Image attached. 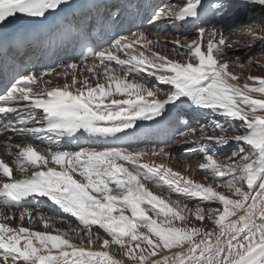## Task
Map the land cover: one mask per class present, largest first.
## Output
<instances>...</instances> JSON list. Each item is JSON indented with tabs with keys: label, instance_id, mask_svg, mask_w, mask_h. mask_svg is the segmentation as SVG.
I'll return each mask as SVG.
<instances>
[{
	"label": "snow or ice",
	"instance_id": "1",
	"mask_svg": "<svg viewBox=\"0 0 264 264\" xmlns=\"http://www.w3.org/2000/svg\"><path fill=\"white\" fill-rule=\"evenodd\" d=\"M143 21L175 29L171 52L184 59L155 51L160 41ZM126 23L138 30L122 34ZM66 36L96 62L71 55L61 72L25 66L22 51ZM260 61L264 0H0V143L15 165L0 158V264H264V74L242 80L233 71L264 73ZM53 77L64 83L53 86ZM185 104L229 122L199 129L198 141L232 149L204 155L198 167L212 183L141 162L170 156L163 147L108 142L134 135L138 121L163 126ZM41 137L57 147L18 142ZM63 138L101 146L63 150ZM45 202L53 214L38 207Z\"/></svg>",
	"mask_w": 264,
	"mask_h": 264
},
{
	"label": "bare ground",
	"instance_id": "2",
	"mask_svg": "<svg viewBox=\"0 0 264 264\" xmlns=\"http://www.w3.org/2000/svg\"><path fill=\"white\" fill-rule=\"evenodd\" d=\"M240 19L241 20H243L244 19V16H243V14H241V16H240ZM171 31L170 32H166L167 33V35H163V36H160V37H158V36H154V35H151V32H147L148 34H149V37L151 38V39H153V40H158V41H160V45H158V46H156L155 48H154V50L155 51H158V52H160L161 54H167V55H169L170 57H172V58H176V59H184L183 57H176L175 56V54L174 53H172L171 52V49H168L167 48V51H165V50H163L162 48H163V46L162 45H168V46H172V44H171V41H172V39L178 34L177 32H175V31H173L172 29H170ZM183 30H181V32H182ZM190 32H191V30H189ZM227 34H229V33H227ZM188 36H189V34H187ZM191 35H194V33L193 32H191V34H190V36ZM237 38V39H236ZM240 38H243L242 36H239V35H232V38H231V40H238V39H240ZM164 43V44H163ZM122 55V54H121ZM113 66H115L114 64H113ZM116 67H118V66H116ZM142 76H144V78L145 79H147L148 80V82L150 83V84H152V85H155V84H157V81H156V79L154 78V77H148L146 74H144V73H142L141 74ZM82 78H83V76H82ZM132 77H130V79H131ZM92 83L94 84L95 83V81H92ZM159 87H161V88H167V86H164V85H158ZM165 88V89H166ZM164 97L163 96H161V99H163ZM192 108H194L197 112H199L200 110V108H197L195 105H192ZM199 114H200V112H199ZM183 115V114H182ZM208 117H210V114H209V116ZM210 118H212V120H219L221 123H224V117H219V118H213V117H210ZM222 118H224V119H222ZM209 121H211V120H209ZM208 121V122H209ZM208 122H206L205 123V127H207V128H209L210 126V124L208 123ZM204 123V122H203ZM204 125V124H203ZM211 131V130H210ZM209 131V132H210ZM186 138L187 139H184V140H181V141H179V142H176L174 145H172L171 143V145L169 144V145H161V146H157V147H153V146H141L140 148H137V149H134V150H131V151H140V150H144V151H146V152H151V150L153 149V148H155L157 151L161 148V147H163L164 149H165V151L166 152H168V153H170V156H151L150 154L149 155H145L143 158H142V162L143 163H148V162H155V163H161V162H163V163H165L166 165H168L169 167H171L173 170H175V171H178V172H181L182 174H184L185 176H190L191 177V175L193 174V172H189L188 170H186V169H181L177 164H176V162L175 163H171L170 162V159H172L171 158V152H173V151H180L181 153H184V152H182V150L183 149H186V148H190L189 146H190V144H191V142L192 141H196V142H198V144H200V145H204V144H207V145H209L210 146V144H209V142H207V141H198V139H197V137L199 136V131H197V134H196V136H192L191 134H190V132H188V133H186ZM184 136V137H185ZM189 136V137H188ZM184 143V144H183ZM182 144H183V147H182ZM213 147H214V145H212ZM215 148H216V146H215ZM217 150H218V152H217V154L218 155H221V153H222V151L221 150H224V149H218V148H216ZM226 149H230V148H226ZM189 151V150H188ZM192 152V151H191ZM188 154V153H187ZM192 155V154H191ZM194 155V154H193ZM199 156H201L200 155V152H199ZM201 157H203V156H201ZM189 162V161H188ZM187 163V162H186ZM197 163V162H196ZM192 164V163H191ZM198 165H199V163H197ZM198 165H197V167H198ZM186 166H188V164H186ZM199 169V168H198ZM200 170V169H199ZM191 174V175H190ZM193 177V176H192ZM199 177V176H198ZM199 179V178H198ZM200 180V179H199ZM203 182V181H202ZM149 187H150V189L154 192V193H158L156 190H155V188L156 187H153V186H151V185H149ZM156 189H159V188H156ZM222 190V189H221ZM161 191H163V192H161L162 194H164V195H166V196H168L169 195V193H165L164 192V190H161ZM172 195H174V194H172ZM174 196H176V195H174ZM47 211H49V210H47ZM51 214H53L52 212H50L48 215H51ZM205 225L208 227V228H211L212 227V225L209 223V222H207V221H205ZM13 226H15V224L13 225ZM27 226V225H26ZM32 227H33V229L34 230H43V226L42 225H40V224H38V223H36V222H34L33 223V225H32ZM56 227H61V228H63V227H66V224H60L59 222H57L56 223ZM113 250L115 251V246H114V248H113Z\"/></svg>",
	"mask_w": 264,
	"mask_h": 264
},
{
	"label": "rangeland",
	"instance_id": "3",
	"mask_svg": "<svg viewBox=\"0 0 264 264\" xmlns=\"http://www.w3.org/2000/svg\"><path fill=\"white\" fill-rule=\"evenodd\" d=\"M257 28H260L261 25L259 23H257L256 25ZM191 33H189V37ZM226 35L229 36V38L231 39L232 38V34H227L226 32ZM158 37H160L159 35H156ZM237 39V38H236ZM243 39H245L244 37L243 38H240L238 40H241L243 41ZM164 44V43H163ZM163 46V50L167 51V48L168 49H171L172 46H168V45H162ZM243 52H244V49H241L240 50V55H241V58L242 59H245V57L243 56ZM258 55V52L256 53ZM229 63H231V60H229ZM260 63L264 64V61H260ZM233 71H235L236 73L240 74L241 77H242V80L244 78V76H246L247 74H251L253 76H260L264 73H262L261 71L259 70H253L250 66L248 65H245L243 68H240V67H235L233 69ZM166 88V87H165ZM192 106V105H191ZM210 114V117H213V118H219V117H222L220 116L219 114H213L211 113L210 110H207V109H200V120L195 124V127L194 129H196L197 131H199L200 128L204 127L206 129H208V131L211 130V126L216 124V123H220L222 125H224L225 127L228 126V121L224 118V123H221L219 120H212V118L208 117ZM199 115V116H200ZM202 120V121H201ZM211 120V121H209ZM209 121V122H208ZM202 122V123H201ZM204 122V123H203ZM208 122L210 125L209 128L205 127V123ZM202 124V125H201ZM204 124V125H203ZM189 137V136H188ZM181 140H184V139H187L186 136L180 138ZM180 139H177V141H181ZM175 141V143L177 142ZM175 143H173L172 145H174ZM208 144V143H207ZM205 144L204 148L205 149H209L211 151H215V152H218V150L215 148V146H209ZM189 150V151H188ZM232 149L230 148L229 150L228 149H224V150H221L222 153H221V157H224L228 154V152H230ZM185 151V152H184ZM192 151V152H191ZM182 152L184 153H181L180 151H173L171 152V158L170 159V162L172 163H175L181 168V169H186L188 170L189 172H193V174L191 175V178L194 179L195 181H198V182H204V183H212L213 182V179L210 175H207V178H206V174L202 171V170H199L197 167V163H203L204 160H203V157L199 156V152H196L195 149H192V148H186V149H183ZM188 153V154H187ZM192 154V155H191ZM194 154V155H193ZM186 156V157H185ZM191 157V158H190ZM189 161V162H188ZM187 162V163H186ZM197 162V163H196ZM192 163V164H191ZM186 164H188V166H186ZM199 166V165H198ZM193 176V177H192ZM199 176V177H198ZM200 180H199V179ZM155 190L158 192V193H161L163 191H161L160 189H156ZM165 193H168L166 190H164ZM164 195V194H163ZM165 197H167L166 195H164ZM176 196L173 195V199H175ZM213 206H216V205H213Z\"/></svg>",
	"mask_w": 264,
	"mask_h": 264
}]
</instances>
